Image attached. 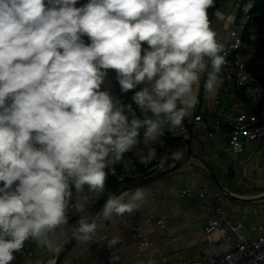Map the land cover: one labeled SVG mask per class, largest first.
<instances>
[{"label":"clouds","instance_id":"clouds-1","mask_svg":"<svg viewBox=\"0 0 264 264\" xmlns=\"http://www.w3.org/2000/svg\"><path fill=\"white\" fill-rule=\"evenodd\" d=\"M77 2L0 0V264L29 240L59 251L51 237L65 235L74 193L81 241L96 235L97 217L135 213L142 189L109 194L91 216L85 186L97 199L104 194L106 170L135 148L141 129L148 151L140 162L150 164L157 153L149 145L182 127L198 103L193 86L205 74L209 93L223 82V45L207 11L214 0ZM110 68L122 91L144 85L132 97L143 119L100 90L101 69Z\"/></svg>","mask_w":264,"mask_h":264},{"label":"built area","instance_id":"built-area-1","mask_svg":"<svg viewBox=\"0 0 264 264\" xmlns=\"http://www.w3.org/2000/svg\"><path fill=\"white\" fill-rule=\"evenodd\" d=\"M256 4V0H241L238 5V10L229 31L226 41L223 45L225 63L222 66L220 77L222 84L231 87L232 89L241 90L246 101L252 105L253 110L236 113L233 109L223 110L220 108V101L215 100L214 120L208 123L201 114L193 112L190 119L183 120L182 127L172 131L167 128L158 143L150 144L149 147L156 149V158L150 164L140 162V156L146 154L148 148L143 143V131H140L138 137L139 142L132 151L124 154L123 161L114 166V170H106L109 176L115 177L119 182V188L124 187L128 177L141 178L148 177L160 171H165L167 168L175 166L177 162L185 160L188 165L184 175L190 176V172L194 167L188 164L191 158L190 143L199 136H210L213 134L229 136V141L224 145V153L228 161L232 163L230 168L231 180L233 183L239 181L240 174L235 170V156L244 151L243 141L252 144L262 143L264 146V84L247 68V62L252 54L248 53L245 57L237 55L243 48V35L248 28L252 14L251 10ZM83 39V38H82ZM85 45L86 41L83 39ZM149 48L147 42L141 43V57L144 56V49ZM106 71L107 75L101 85V91H107L113 97L115 107L124 105L120 96L115 80L111 76L110 69H101ZM144 85H138L137 91L141 90ZM136 91V92H137ZM134 102V101H133ZM125 106V105H124ZM135 113L141 118H144L142 110L134 102ZM115 110V109H114ZM128 115L127 113H125ZM151 117L152 113L149 112ZM129 119L131 116L129 115ZM165 134L169 138L179 141L177 145L169 144ZM180 150L181 158L175 159L172 153ZM163 160V162H162ZM166 175V178H169ZM244 187L250 185L248 174L245 173L244 178L240 180ZM173 199L179 198H196L200 202L201 210L209 215L208 221L204 226V232L208 238L211 235L217 234L216 239L210 240V245L202 247V255L192 261H183V252L174 251L166 252L162 256L164 264H170L174 260H178V264H264V221L255 223L250 231H246L240 222L234 220V214L227 208V203L231 200L229 196L218 188H212L207 185H195L192 187L171 189ZM83 196L88 198V214L95 209L92 216H97L104 202L103 195L96 198V194L89 192L85 186ZM74 193L72 201L66 208V216L68 224L65 226V235L60 236L62 241L67 242L73 237V231L77 225L80 213H77L73 204L77 199ZM148 202V196L145 194V200L142 204ZM235 202V201H234ZM237 203V202H236ZM127 213L123 216H113L110 220L98 219V230L92 240L81 241L77 239L72 245V251L80 254L85 247L90 248L95 259L101 254H105V258L109 264H115L120 260L119 251L115 248L107 250L106 241L101 238V233L108 227L116 223L121 226H128L132 234L139 242L146 247L152 245L149 238L142 232L141 227L137 224L130 223L126 220ZM155 218L154 215H151ZM161 227L164 224L161 223ZM69 257H63L58 264H67ZM55 259L49 264H54Z\"/></svg>","mask_w":264,"mask_h":264},{"label":"crops","instance_id":"crops-1","mask_svg":"<svg viewBox=\"0 0 264 264\" xmlns=\"http://www.w3.org/2000/svg\"><path fill=\"white\" fill-rule=\"evenodd\" d=\"M240 1L225 0L216 11L211 28L216 33L219 44H223L228 37ZM205 79L206 74L193 86L198 103L184 120L190 119L195 111L208 123L213 122L215 100H219L220 108L226 111L233 109L240 113L253 110L241 90L220 84L217 91L209 93L204 88ZM224 129L226 135L199 136L191 141L192 155L188 164L194 169L190 176L184 175L188 169L185 162L171 172L169 178L163 177L141 188L148 196V202L142 204L135 213L128 214L126 220L141 227L142 232L152 243L150 247L143 246L128 226H121L118 223L101 233V238L106 241V249L115 248L119 251L120 260L115 264H164L163 254L174 251L183 252V261H192L202 255L201 248L210 245V240L218 237L217 234H213L208 238L204 232L209 215L201 210L200 202L196 198L173 199L170 188L173 190L201 184L218 188L210 179L205 163L211 167L224 188L236 195L251 197L264 192L263 144L255 145L243 141L244 151L235 156V170L239 172L241 179L233 183L230 175L232 163L224 153V145L229 141L228 129L226 127ZM245 173L248 174L250 181L248 187H244L240 181ZM227 208L234 214V220L240 222L246 231H250L255 223L264 221V201L236 203L230 200ZM161 223L164 227H161ZM51 239L59 250L66 243L57 235H52ZM112 241L116 242L113 244ZM58 252L49 251L35 241L29 240L25 242L23 249L13 253L14 260L10 264H49L56 259ZM64 257L70 258L67 264H109L105 254L95 259L88 247L77 254L72 251L71 246ZM178 263V260H174L170 264Z\"/></svg>","mask_w":264,"mask_h":264},{"label":"trees","instance_id":"trees-1","mask_svg":"<svg viewBox=\"0 0 264 264\" xmlns=\"http://www.w3.org/2000/svg\"><path fill=\"white\" fill-rule=\"evenodd\" d=\"M225 0H214V4L212 7H210L208 11V20L210 27L212 26L213 20L216 15V11L218 10L221 3ZM88 0H78L76 7H82L83 5L87 4ZM45 6L46 8L48 5V0H45ZM252 14V20L248 26V28L245 30L243 39H244V45L243 48L240 50V52L237 54L241 57H245L248 53H251L252 56L247 62V68L257 77V79L264 84V0H256V4L251 10ZM82 38L86 41V44H90V38L86 35H82ZM111 76L115 80L117 84V88L119 90L120 96L122 98V101L125 106L131 105L132 110L134 111V102L132 100L133 95L137 91V87L134 89H131L127 92L122 91L120 84L117 80V73L115 69H111ZM135 112V111H134ZM125 113L128 114L127 108H125ZM136 114V113H135ZM137 117H139L136 114ZM140 118V117H139ZM141 129L140 131H142ZM165 137L167 138L169 144L171 145H177L179 141H176L174 139L169 138L167 134H165ZM37 148L41 147L40 145H35ZM136 178L128 177L126 182L131 183L133 181H136ZM19 183V181H16L13 185V188ZM3 182H0V187H3ZM119 182L115 177L109 176L107 174L106 182H105V192L103 194V200L102 202H105L107 199V196L109 194H116L120 188H119ZM95 212V209L91 210L89 215H93Z\"/></svg>","mask_w":264,"mask_h":264},{"label":"water","instance_id":"water-1","mask_svg":"<svg viewBox=\"0 0 264 264\" xmlns=\"http://www.w3.org/2000/svg\"><path fill=\"white\" fill-rule=\"evenodd\" d=\"M184 163H185V160H181V161L177 162V164L175 166L169 167L165 171H160V172L155 173L153 175H150L148 177L141 178L139 180L128 183L124 187H122L116 194H119L121 192H126V191L130 192V191L135 190L137 188L141 189L142 187L152 183L153 181L161 179V178L165 177L166 175H168L169 173L175 171ZM205 167L207 168V170L209 172L210 179L217 185L218 189L225 192L232 201H235V202H260V201H264V192L259 194V195L251 196V197L239 196V195L234 194L229 189L224 188V186L221 184L219 178L213 172V170L211 169V167L208 164L205 163ZM76 240H77V238L75 236H73L70 238V240H68L61 247V249L59 250V252L56 256L54 264H58L62 260V258L65 256L66 252L68 251V249L73 245V243Z\"/></svg>","mask_w":264,"mask_h":264},{"label":"rangeland","instance_id":"rangeland-1","mask_svg":"<svg viewBox=\"0 0 264 264\" xmlns=\"http://www.w3.org/2000/svg\"><path fill=\"white\" fill-rule=\"evenodd\" d=\"M138 142H139V139H138Z\"/></svg>","mask_w":264,"mask_h":264}]
</instances>
